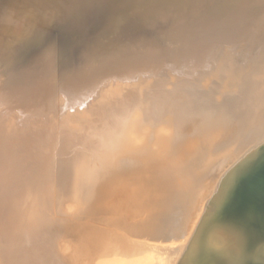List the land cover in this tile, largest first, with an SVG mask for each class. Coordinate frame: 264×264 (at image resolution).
<instances>
[{"label": "bare ground", "instance_id": "6f19581e", "mask_svg": "<svg viewBox=\"0 0 264 264\" xmlns=\"http://www.w3.org/2000/svg\"><path fill=\"white\" fill-rule=\"evenodd\" d=\"M123 1L14 3L19 13L27 11L14 29L27 26V32L21 35L24 39H18L9 30L4 46L13 55L0 62L3 74L13 65L39 67L51 54L54 64H45L53 67L60 82L51 86L58 96L42 109L31 106L29 100L4 94L11 78L3 76L0 264H79V260L86 264V258L91 260L86 246L98 241L110 252L96 257V263L159 264L156 253L161 254L160 245L154 254L156 244L151 247L144 240L142 244L148 248L144 251L142 244L137 245L139 235L151 243L165 237L173 240L171 245L184 239L185 244L184 240L178 243L184 253L178 264H264V0ZM117 3L119 8L112 5ZM224 5L223 15L242 19L240 26L253 23L249 33L239 32V38L246 46L252 42L254 48L246 55L243 43L231 44L233 48L226 54L228 42H219L215 58L222 70L202 71L201 80L207 86L224 71L225 77H230L225 83L237 82L243 77V61L251 63L258 54L254 83L247 82L253 93L251 103H242L233 95L221 98L185 78L174 81L185 71L175 66L180 58L176 56L178 44H187L190 35L204 30L212 15H221ZM120 10L126 11L123 20ZM234 10L239 15H232ZM140 12H144L141 19L145 21L137 24L135 16ZM63 26V35L57 34ZM138 36V43L147 50L152 45L154 53L159 46L176 45L168 55L174 59L171 67H164L161 73L151 71L161 76L159 82H148L155 76L150 72L146 77L142 74L146 64H132L129 58L120 61L110 51L109 43L120 37L134 40ZM102 39H108L103 46ZM88 49L92 54L86 57ZM154 60L166 61L159 55ZM233 67L240 69L230 74ZM132 69L138 71L135 75L139 78L123 73ZM106 71L110 78L99 83ZM17 80L21 81V73ZM166 84L173 89L163 88ZM20 86L13 91L20 93ZM51 87L48 90L54 93ZM128 131L129 138L123 137ZM139 157L144 160L140 162ZM212 187L215 191L207 196L205 191ZM75 212L82 215L78 216L82 224L87 218L96 221L86 222L89 227L82 225L84 237L72 221ZM58 236L74 244L66 256L58 253L59 243L49 242L50 237ZM127 236L137 240L132 249H140L131 251ZM176 248L172 250L176 252ZM136 250L142 253H137V258ZM163 255H158L162 263ZM168 255L164 257L167 263Z\"/></svg>", "mask_w": 264, "mask_h": 264}, {"label": "rangeland", "instance_id": "374dc122", "mask_svg": "<svg viewBox=\"0 0 264 264\" xmlns=\"http://www.w3.org/2000/svg\"><path fill=\"white\" fill-rule=\"evenodd\" d=\"M12 1V2H11ZM17 0H0V56H1V58H0V62H7L8 60H9V58H7V56H9V54L11 53V52H9L8 51V49L6 48V46H4V44H5V38H6V36H10L9 34H8V32H10L9 30H11V32H12V34H13V31H14V34H16V36H15V38H18V39H20V38H22V39H24L25 38V36H24V38L21 36V35H23L25 32H27V29H26V27H23V26H21L19 29L17 28V29H14L15 28V23L17 22V21H19L20 20V18L21 17H24L23 15L27 12V11H25L24 13L23 12H21V13H19V11H17V10H15L16 9V7L14 6V3L16 2ZM125 1V0H124ZM124 1H123V3H124ZM149 1H152V0H149ZM252 1V0H251ZM5 5H4V4ZM9 3V4H8ZM127 3V2H126ZM135 3V2H134ZM150 3V2H149ZM3 4V5H2ZM90 4V3H89ZM128 4V3H127ZM112 5H114V7H116V8H119V3H117V4H112ZM128 5H130V4H128ZM127 5V6H128ZM135 6V5H134ZM4 7V8H3ZM6 7V8H5ZM129 7V6H128ZM124 8H126V4L124 5ZM224 8H225V5L224 6H222L221 7V9L222 10H220L219 11V13H221V15L220 14H215V16H218V17H214L213 15H212V20H210L209 22H207L206 23V25H205V27H204V30L202 29L201 31H199L198 33H197V35L196 34H192V35H190V37L188 38V43L186 44L185 42H184V44H178V48H176V56L177 57H180V58H177L178 59V61L176 60V62H175V66L176 67H178L177 68V70L178 71H182V68H183V70L185 69V71L181 74V75H179L177 78H175L174 79V81H175V83H177V82H179L180 80H184V78L185 79H188V80H191L192 82H194L195 84H198L199 85V87H201V88H208V90H210V91H215V93L218 95V96H220L221 98H223L224 96H230V95H233V96H238V99L240 100V102H242V103H251L252 102V100H253V98H252V95H253V93L251 92V90H249L248 89V85H247V82H251V83H254L253 81H254V78H253V67H254V65H256V64H259V62L258 61H256L258 58H259V55L257 56H255V58H254V60L253 61H251V63H249L248 61H243V63H242V65L241 66H243V68H242V72H244V73H242V79H240V80H238L237 82H234V83H230V84H227V83H225L226 81H228L229 79H230V77H225V73H224V71H221L222 69H221V67H220V65L219 64H217L218 62H217V60H216V58H215V56H217V54H218V48H217V46L219 45V42H221V41H227L228 43H227V45H225L224 46V50H225V53L226 54H229L230 53V49H231V46L234 44H237V45H239V44H244L243 46H245V48L246 49H248V50H245V53H246V55L248 54H251V51L253 50V45H252V42H248L249 44H248V46H246L245 44V42H244V40H241L242 38H239V35H240V33L239 32H241V31H245L246 33H249V31H250V28H251V26L253 25V23H248V24H246V25H243V26H240L238 23H241V22H239V20H242V19H239V18H237V19H234V18H232V19H234V20H231V19H229L228 17H226V15H223L224 14V11H226V10H224ZM14 9V10H13ZM128 9V8H127ZM134 9L136 10V11H138V6H137V4H136V6L134 7ZM231 9V8H230ZM13 10V11H12ZM224 10V11H223ZM229 10V9H228ZM126 11H122V10H120V12H119V15L121 16V20H123V19H125V16H124V14H126L125 13ZM51 13V15L53 14V10H52V12H50ZM140 13H142V14H138V13H136V18H138V20H136V23L137 24H139L140 23V21L141 22H144L145 20L144 19H141L142 17H144V12H140ZM21 14V15H20ZM12 15V16H11ZM232 15H239V14H237V11L236 10H234V12L232 13ZM231 16V15H230ZM3 18V19H2ZM49 18V17H48ZM56 19V18H55ZM16 20V21H15ZM50 20H52V16H51V18H50ZM118 20V19H117ZM238 21V22H237ZM224 23V24H223ZM260 23V22H259ZM142 24V23H141ZM214 24H216V25H214ZM255 24V23H254ZM214 25V26H213ZM220 25V26H219ZM51 26V24H48V27H50ZM108 27H109V25H107ZM106 26V28H108ZM206 28V29H205ZM24 29V30H23ZM51 29V28H50ZM66 29V26H63V27H61V28H59V29H57V34H59V35H63V32H64V30ZM203 31V32H202ZM99 32H101V31H99ZM20 35H19V34ZM56 34V33H55ZM100 34H104V31L103 32H101ZM105 35V34H104ZM147 34L146 33H143L142 34V36H146ZM140 36V35H139ZM139 36L137 37V39H134V40H132V39H129V38H131L132 36H130L127 40H125V39H122L121 37H120V39H117L115 42H113V43H109V46L111 47L110 48V51H111V53L112 54H114L115 56H117L118 58L120 57V61H125V60H127L128 58H129V60H128V62L129 61H131V63L132 64H135L136 63V65H139V63L138 62H142L143 64H146L144 67H143V69L142 70H140L141 72H142V74L143 75H145V77L147 76V75H150V73L152 74L153 72H151L152 70H157L158 71V73H161L162 71H164V67H166V66H170L171 67V65H172V63L174 62L173 60L174 59H171L170 57H168V55L171 53V51L174 49L173 47H172V45L173 46H176L175 44H171V48H169L168 46H165V47H160L159 46V49L154 53V50L155 49H153V46L151 45L150 47H149V50H147V48L145 47V45H143V44H141V43H138L139 41H137V40H139L138 38H139ZM133 38H134V36H133ZM108 39H106V40H103L102 39V41L100 42V45L101 46H103V45H105V42L107 41ZM122 42H121V41ZM129 40V41H128ZM184 40H187V38L186 37H184ZM44 42H45V40H43ZM120 43H119V42ZM124 42V43H123ZM131 42V43H130ZM138 43V44H137ZM251 43V44H250ZM115 44V45H114ZM127 46H126V45ZM137 44V45H136ZM232 44V45H231ZM118 45V46H117ZM180 46V47H179ZM200 46H202V47H200ZM2 47V48H1ZM107 47V46H106ZM127 48V49H126ZM232 48H233V46H232ZM124 49H126V52H123V53H120L122 50H124ZM89 51L87 52L88 54L86 55V57H88V56H90L92 53H91V49H88ZM132 50V51H131ZM12 54V53H11ZM13 55V54H12ZM156 55H159V57H161V58H163L164 60H166L165 62H164V64H163V62H156L155 60H154V58H156ZM180 55V56H179ZM49 56H51V54L49 55L48 54V61L49 62H53V64H54V62H55V58H53L52 56H51V59L52 60H50L49 59ZM67 56V55H66ZM72 56V55H71ZM54 57H56L55 55H54ZM68 57V56H67ZM248 57V56H247ZM68 59H71V58H69L68 57ZM183 59H185V60H183ZM163 60V61H164ZM232 60H233V58H232ZM48 61H46V62H43V63H41L42 65H39V67H38V65L37 66H34V67H32L33 69H30V68H28V67H26V68H19V67H17V66H15V65H13V67L12 68H10L7 72V75H4L3 74V72H4V70H3V68H2V66H0V87L2 86V83H3V81L5 82L6 81V79H4V77L6 78V76H9V78H11V79H9V82H8V84H7V89H6V92L4 93V94H8V95H10L12 98H14V97H21V98H23V99H25V100H29L30 102H31V104H33V105H31V106H33V107H36V108H42V109H44V107H45V105H48V104H50L54 99H56V97L58 96V95H56V97H55V92H54V88H52L51 86H55V85H57V83H59L60 81L59 80H56V78H55V75H54V71H53V67H51V65L49 64H45V63H47ZM189 61V62H188ZM172 62V63H171ZM217 62V63H216ZM117 61L115 62V63H113L114 65H117ZM153 65V66H152ZM151 66V67H150ZM174 65L172 66V67H175ZM240 66V65H239ZM241 66H240V68H241ZM22 67H23V65H22ZM146 67V68H145ZM14 68V69H13ZM136 68L139 70L140 68H142V67H137L136 66ZM151 68V69H150ZM195 68H197V69H195ZM234 68V67H233ZM240 68H234L233 69V71H231L230 72V70H229V73L231 74L232 72H234V71H236V69H240ZM136 69V70H137ZM188 69V70H187ZM189 69H193L194 70V72H191V71H193V70H189ZM201 69V70H200ZM207 69H209V70H211L212 72H219V69H221L220 71V73H221V78H218V80L216 79V78H214V79H216V81H212L211 83H209V85H207V86H203V81L201 80V72L202 71H205V70H207ZM21 71V72H18V71ZM128 70V69H127ZM135 69H132V70H129V71H124L123 73H129V74H133L135 77H137V78H139V76H136L135 74L136 73H138V71H134ZM18 72V73H17ZM28 72V75L26 76V77H24L23 78V74L24 73H27ZM108 72L109 71H106V73H105V75H103V77L101 78V79H99V83H101V82H105V81H108V78H110V74H108ZM150 72V73H149ZM19 73H21V81H18L17 80V78H18V74ZM49 73H50V75H49ZM40 74V75H39ZM48 74V75H47ZM119 74V73H118ZM214 74V73H213ZM230 74L228 75V76H230ZM152 75H155V74H152ZM233 75H235V73L233 74ZM4 76V77H3ZM43 78H42V77ZM47 76V77H46ZM49 76V77H48ZM3 78V79H2ZM8 78V77H7ZM39 78L41 79V80H39ZM141 79H143L142 77H140ZM44 79V80H43ZM49 79V80H48ZM161 79V76L160 75H155L154 77H150L149 78V81L148 82H153V81H157V82H159V80ZM38 80V81H37ZM59 81V82H58ZM174 81H173V83H174ZM148 82H146V83H148ZM219 82V83H218ZM31 83V84H30ZM12 84H15L14 86L12 85ZM21 85L20 87V93H16L15 91H13L14 89H15V87H17V85ZM54 84V85H53ZM223 84H227V86H225V87H223ZM3 85H4V83H3ZM31 87H30V86ZM37 85H39V86H37ZM49 86L51 87V90L54 92V93H51V91L50 90H48V88H49ZM162 86V85H161ZM14 87V88H13ZM27 90H26V89ZM163 88H165V89H167V90H171V89H173V85H169V84H166V85H163ZM12 89V90H11ZM140 90V89H139ZM11 93H10V92ZM48 91H50V93H48ZM61 92H63V93H65V91H63V90H60ZM60 92V93H61ZM248 92H251V94L250 95H248ZM62 93V94H63ZM1 94V93H0ZM225 94V95H224ZM14 96V97H13ZM49 97V98H48ZM52 97V98H51ZM220 98V99H221ZM49 99V100H48ZM51 99V100H50ZM219 99V100H220ZM6 102H8V103H11L12 104V102H10V100L7 98L6 99ZM13 107L15 108V109H18L17 107L18 106H16V105H13ZM42 113H43V111H42ZM134 113H136V111L134 110ZM45 114L46 115H48L49 113H47V110H45ZM142 116V115H141ZM142 118V117H141ZM57 126H55V128L54 129H56V130H54V132L56 133V135L59 133V132H57ZM127 134H128V136L126 135V136H123V137H126V138H129V131L127 132ZM128 150V149H127ZM142 160H144L143 158H141ZM140 159V157H139V161L141 162L142 160ZM215 189H216V187H212V188H210V189H208L207 191H205V192H207V196H210L214 191H215ZM76 194H80L79 192H76ZM206 194V193H205ZM67 203L68 202V200H66V201H64V203ZM71 206V205H70ZM74 214H76V212L74 213ZM53 215V214H52ZM75 216V215H74ZM73 216V217H74ZM81 217L82 215L80 214V213H77L76 214V216L74 217L75 218V221L73 220L74 218L73 217H71L72 218V221L73 222H75V224L76 225H78V228L76 229V230H78V232L80 233L81 231V233H83V230H84V228L85 227H83L82 225L83 224H85L86 222L87 223H89V224H95L96 223V221L94 222L93 221V223H92V220L91 219H89V218H87L88 219V221L86 220V219H83L85 222L82 224V217L81 218H79V217ZM83 218H85V217H83ZM79 219H81V220H79ZM77 220H78V223L79 224H77ZM89 221H91V222H89ZM132 221H135V220H132ZM81 222V223H80ZM85 224L84 226H86V227H89V224ZM80 225V226H79ZM88 225V226H87ZM81 227V228H80ZM187 227H188V229L190 230V225H187ZM190 232H191V230H190ZM81 235V234H80ZM82 236V235H81ZM140 236V237H139ZM139 236H137L140 240V243H138L137 245L139 246V244H142V242L144 243V240L147 242V244H149V245H151V247H152V245H155L156 247L154 248V246L152 247V250H154L153 251V253L155 252V250H156V252L157 251H159V250H157L158 249V247H159V245H160V251L159 252H161V254L160 253H156V256H157V259L159 260V258L158 257H161V256H158V255H163L164 254V251H165V256L169 253V255H168V257H169V259H168V261L170 262V263H172V261L175 259L176 260V262H175V260H174V262H173V264H178V262H181V259L183 258V255H184V253H183V251H182V249H181V251H182V253H181V251H180V247H182L181 245L182 244H185L184 242H186L184 239H177V240H175V242L173 243V245H171V243H172V241H170V240H167V238H165L167 241H169L168 243H167V241H165V239L164 238H161V240H158L157 242L156 241H153V243H151L150 241H152L151 239H148L147 238V240H150V241H147L146 240V238H145V235H139ZM83 237H84V233H83ZM128 238V240H130V243H131V246H130V248H131V251L132 250H134L135 251V249H140L139 247H142V246H139L138 248H133L132 249V246L134 247L135 245H132V243H134V241H135V237L133 238V236H127ZM58 239H56V237H50L49 239H50V243H59V254L61 253L62 255H64V256H66V255H68V253H66L68 250V252L70 253V251H71V248H73L74 247V244H72V243H70V245H69V243H68V241H66V238L65 237H60V236H58L57 237ZM65 240H64V239ZM131 238H133L134 240H133V242L131 241ZM138 238H136V239H138ZM142 238H143V240H142ZM126 239V240H127ZM62 240V241H61ZM163 240V241H162ZM183 242H182V241ZM63 243H61V242ZM137 241V240H136ZM135 241V242H136ZM159 241H160V243H159ZM166 243H165V242ZM178 241V242H177ZM179 241L180 242H182V244L180 245V244H178L179 243ZM98 242H101V241H98ZM98 242H94L93 243V245H91V246H86V247H88V249H86V250H88L87 252V256H90V258H91V260L89 259V261L87 260V258L84 260V262H86V264H102L101 262L100 263H96V260L98 259H96V257H99L100 258V256L102 257V256H104V257H106V255L110 252L109 250H105V246L103 245V243L101 242V243H98ZM126 242H129V241H126ZM146 242H145V244H146ZM150 242V243H149ZM156 242V243H155ZM164 244H163V243ZM171 242V243H170ZM61 243V244H60ZM65 244V245H64ZM100 244V245H99ZM158 244V245H157ZM167 244V245H166ZM62 245V246H61ZM67 245H69V246H67ZM96 245V246H95ZM143 245V244H142ZM164 247V249H163V247ZM158 246V247H157ZM171 248H170V247ZM63 249H62V248ZM104 247V248H103ZM120 247V246H119ZM137 247V246H136ZM174 247H177L176 248V252H177V255L180 257V254H181V257L179 258V257H177L176 256V252L174 251V250H172V248H174ZM179 247V248H178ZM143 250L144 251H147L148 250V248H146V245L144 246L143 245ZM142 248H141V250H142ZM154 248V249H153ZM157 248V249H156ZM167 248H168V250H167ZM146 249V250H145ZM170 249H171V251H170ZM178 249V250H177ZM119 250V249H118ZM142 250V251H143ZM61 251V252H60ZM126 251V253L127 254H129V252H128V250H125ZM125 251H123L124 253H125ZM129 251H130V249H129ZM131 251H130V253H131ZM137 251V250H136ZM139 251V250H138ZM138 251L135 253L134 252V256L137 258L138 256V254L139 255H141L140 254V252L138 253ZM141 251V252H142ZM143 251V252H144ZM162 251H163V253H162ZM168 251V252H167ZM64 252H65V254H64ZM106 252V253H105ZM170 252L172 253V255L170 254ZM178 252H179V254H178ZM103 253H105V254H103ZM138 253V254H137ZM150 253H152V251L150 252ZM152 253V254H153ZM175 253V254H174ZM137 254V255H136ZM144 254V253H143ZM155 254V253H154ZM158 254V255H157ZM145 255V254H144ZM163 255V256H164ZM173 255H175V256H173ZM162 256V257H163ZM164 256V257H165ZM163 257V259H164V263L166 264L167 262V259H165V258H167V257H165L164 258ZM172 258V259H171ZM178 258V259H177ZM154 259V258H153ZM157 260V262L159 263V264H161L163 261H158ZM160 260H162V258L160 259ZM81 261H83V259L81 260ZM79 262V264H80V260L78 261ZM89 262V263H88ZM93 262V263H92ZM167 263V264H170V263ZM164 263H162V264H164Z\"/></svg>", "mask_w": 264, "mask_h": 264}]
</instances>
